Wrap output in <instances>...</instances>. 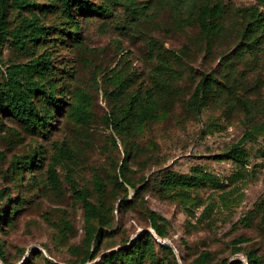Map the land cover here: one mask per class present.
Returning a JSON list of instances; mask_svg holds the SVG:
<instances>
[{
  "label": "rangeland",
  "instance_id": "obj_1",
  "mask_svg": "<svg viewBox=\"0 0 264 264\" xmlns=\"http://www.w3.org/2000/svg\"><path fill=\"white\" fill-rule=\"evenodd\" d=\"M90 1L111 10L75 14L78 34L62 9L41 11L56 26L46 40L28 51L12 37L0 44V89L13 65L49 56L44 82L60 101L47 105L46 129L0 111V264H98L149 235L142 264H192L205 252L207 264H249L253 250L264 264V34H244L251 9L264 17V0H220L222 31L211 36L176 0ZM6 15L10 31L32 16L13 5ZM208 76L213 88L192 110ZM136 96L153 99L156 113L120 135L113 115ZM36 100L42 109L43 94ZM247 132L240 156L229 157ZM123 163L136 187L116 183ZM173 174L193 181L166 184ZM80 194L102 208L106 226L87 218ZM151 211L167 218L168 236Z\"/></svg>",
  "mask_w": 264,
  "mask_h": 264
},
{
  "label": "trees",
  "instance_id": "obj_2",
  "mask_svg": "<svg viewBox=\"0 0 264 264\" xmlns=\"http://www.w3.org/2000/svg\"><path fill=\"white\" fill-rule=\"evenodd\" d=\"M132 4L135 0H129ZM184 4H188L191 7L193 13H196L195 18L200 24L202 31L207 35H216L222 31L220 20L223 14L226 12V5L216 0H176L175 5L177 8L182 9ZM10 5L25 10L31 13V18H23V24L13 30H9V23L7 19V9ZM62 9V12L68 20L65 23L71 22L73 27V33L78 34L81 29L80 24L75 14L84 15L89 12H96L99 15H104L110 12V7L99 6L90 0H49L47 2L41 0H0V44L3 43L9 37H12L15 43L23 50L28 51V46L32 44L36 45L42 40H46L56 26H48L46 23L41 22L40 12H49ZM187 10V8H186ZM196 11V12H195ZM252 21H250L244 34L253 32H262L264 34V17L263 12L258 8L251 9ZM52 61L49 56H41L33 59L28 64L13 65L10 70V79L5 85V89H0V111L6 115L13 117L26 124L31 129L47 128L49 122L47 116L50 117L52 105L59 103L58 96L55 93V85L50 80V88H46L44 77L48 72L52 71ZM216 79L213 76L205 77L197 85L194 93L192 94L188 105L192 110L200 111L201 107L206 102L210 91L213 88V82ZM43 94L44 104L42 109H39L37 104V95ZM151 97V93L149 94ZM44 114H43V112ZM156 113V102L153 99H142L140 97H134L133 100L115 112L113 115V127L120 134H126L127 129L132 123L145 122L153 118ZM251 133L247 132L241 138L239 143L234 144L227 155L231 158H238L242 151L243 143L251 139ZM34 159H28L26 165H33ZM21 167V166H19ZM128 167L126 163H123L120 168L119 175H116V183L124 185L126 182L136 187L134 182L125 173ZM53 177L56 179V174L53 172ZM192 177L181 175H170L166 184H191ZM97 183L99 187L104 182L98 178ZM125 186V185H124ZM81 200L85 208V214L88 219L97 218L101 225L106 226L109 222L105 220L102 208L94 204L88 195L80 194ZM2 211L0 213V220L2 218ZM150 220L152 226L155 228L157 234L161 237L168 236L169 221L166 217L157 214L155 211L150 212ZM13 218L10 220L12 222ZM262 224L264 226V216L262 217ZM87 235L89 240L100 241L101 233H96V228L89 226L87 229ZM154 241L153 237H149L143 243L140 241L134 242L129 247L119 248L111 251L104 256V262L98 264H142L146 246ZM153 248V245L150 246ZM171 251L173 249L170 247ZM3 254L2 246L0 244V257ZM91 253L88 252L84 263L88 261ZM210 260V254L205 252L192 264H207ZM249 264H262V259L256 251H250L248 253ZM229 264H244L241 260H234Z\"/></svg>",
  "mask_w": 264,
  "mask_h": 264
}]
</instances>
